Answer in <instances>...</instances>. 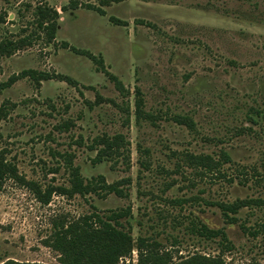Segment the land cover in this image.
Instances as JSON below:
<instances>
[{
    "label": "rangeland",
    "instance_id": "rangeland-1",
    "mask_svg": "<svg viewBox=\"0 0 264 264\" xmlns=\"http://www.w3.org/2000/svg\"><path fill=\"white\" fill-rule=\"evenodd\" d=\"M77 1L101 6V0ZM68 2L0 0V42L33 35L31 45L0 55V84L28 68L79 82L24 77L0 88V156L17 168L0 192V264H63L45 245L53 220L113 210H130L120 222L135 239L132 254L118 264H177L196 253L225 264H264V227L255 236L241 226L264 224V207H243L238 222L229 223L217 205L264 197L263 181L255 179L264 176V0H123L102 6L106 14L83 7L63 12ZM47 4L60 11L57 42L49 44L44 33L33 34L35 10ZM62 41L103 55L124 89ZM103 133L130 140L129 163L92 162L96 152L88 146ZM65 152L85 177L120 181L123 196L54 193L42 203L37 190L70 187ZM223 152L233 162L218 169L245 171L247 183H231L185 157L220 159ZM201 224L224 229L230 247L192 229Z\"/></svg>",
    "mask_w": 264,
    "mask_h": 264
},
{
    "label": "trees",
    "instance_id": "trees-1",
    "mask_svg": "<svg viewBox=\"0 0 264 264\" xmlns=\"http://www.w3.org/2000/svg\"><path fill=\"white\" fill-rule=\"evenodd\" d=\"M123 0H101V6L86 3L81 4L77 0H69L68 4L61 6V10L68 11L76 8L93 9L101 14H106V10L102 6L110 5L114 2H121ZM36 14V30L33 34H37V38H42L41 33H44V39L49 43L57 42V35L60 24V11L57 7L51 5H39L35 10ZM112 22L116 24H123L122 20L111 17ZM33 42V35L28 34L21 36L18 39H5L0 42V55L10 56L17 50L31 45ZM62 48H69L77 53L88 56L96 65L97 69L103 71L108 75L109 79L113 81L119 90H123L124 86L122 81L117 75L110 72L105 66L103 55H97L93 52L72 46L68 41H62ZM30 77L35 82L40 84L43 80L58 78L77 86L79 82L62 73H49L46 71L28 68L24 69L21 73L15 74L9 78L4 84H0V88L9 87L17 80ZM136 93L139 97L137 100V111L142 113L144 100L142 98V91L136 88ZM100 97V96H99ZM138 113V112H137ZM68 127V126H67ZM89 149L96 152V156L92 159L94 164L102 163L104 161H117L129 163L131 153V142L123 133H116L113 135L103 133L97 135L89 144ZM63 157L64 164L69 170L70 187L61 185L54 188H48L45 191L37 190L38 199L44 203L49 204L54 193L74 195L78 193L82 196L89 194H96L99 197H104L110 193H115L118 196H123V191L120 189V181L113 183L107 182L103 174L87 178L83 175L81 167L74 162V154L71 152L60 153ZM188 164L191 166H207L213 167L215 171H219V177H226L229 182L233 183L236 180L239 183H247L249 181L248 174L243 171L240 175H230L225 171L218 169V166L223 163H232L233 160L227 152H223L220 159H214L211 154L197 155L194 153L185 154ZM146 168L149 167L147 162H142ZM57 170L59 168H56ZM214 171V170H213ZM17 168L6 161L5 158L0 156V192L4 188L6 179L16 177ZM258 178L257 182L263 181L264 176ZM261 179V180H260ZM30 184V183H28ZM215 203V202H214ZM218 206L222 209L226 220L229 223H237L238 217L236 214L243 207L257 206L264 207V197L258 198H244L237 199L231 203L217 202ZM130 210H113L107 216L100 215L97 211L83 214L77 218L70 220L63 216L53 220V229L49 236L45 239V245L60 253V259L63 264H118L119 261L132 254L134 249V237L130 230L123 228V223L120 218L128 215ZM244 231L257 236L263 229L264 224H259V227L246 226L241 223ZM192 229L201 235L208 237H219L221 243L231 245L227 233L224 229H210L205 224L200 227L192 225ZM141 242L147 241L146 238H140ZM141 246L138 247V249ZM230 247V246H229ZM4 264H45L40 262H17L15 260H7ZM177 264H225V261L217 256L205 255L196 253L190 256L183 257V260Z\"/></svg>",
    "mask_w": 264,
    "mask_h": 264
}]
</instances>
